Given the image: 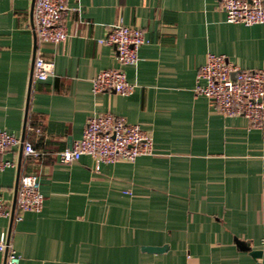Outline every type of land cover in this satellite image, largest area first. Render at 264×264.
Here are the masks:
<instances>
[{"label": "crops", "instance_id": "crops-1", "mask_svg": "<svg viewBox=\"0 0 264 264\" xmlns=\"http://www.w3.org/2000/svg\"><path fill=\"white\" fill-rule=\"evenodd\" d=\"M34 3L0 0V129L43 151L2 155L16 163L0 170L13 210L21 173H36L45 196L20 221L0 215V239L20 264H264V130L195 92L209 53L264 68V23H231L218 0H67L68 37L39 45ZM120 21L146 37L126 66L135 90L94 93L92 78L117 66V49L100 39ZM37 46L55 62L46 80L33 79ZM106 112L151 133L152 154L60 161Z\"/></svg>", "mask_w": 264, "mask_h": 264}, {"label": "built area", "instance_id": "built-area-1", "mask_svg": "<svg viewBox=\"0 0 264 264\" xmlns=\"http://www.w3.org/2000/svg\"><path fill=\"white\" fill-rule=\"evenodd\" d=\"M231 23L253 25L264 23V0H218ZM67 0H35L34 31L37 43H60L69 33L63 23ZM146 42L144 31L123 22L109 27L100 43L117 49V66L100 71L92 78L94 93L116 91L130 95L136 85L128 80L126 66L137 65L140 47ZM55 62L45 59L37 46L33 67L34 80H46L54 72ZM197 95L207 97L210 104L225 116H244L250 125L264 130V68L245 69L224 54L209 53L207 62L199 69ZM34 130L27 123V131ZM40 131V129H36ZM22 145L25 157L40 158L43 151L27 139L0 129V170L15 166L13 160L2 155ZM153 136L140 125L132 124L125 117L106 112L88 118L83 136L71 149L60 151L59 159L70 163L84 154L91 155L97 167L102 162L134 161L140 155L152 154ZM45 203L41 182L36 173H21L16 209L0 197V215L23 219L24 212H40ZM0 253L6 254V264H20L21 257L13 244L0 239Z\"/></svg>", "mask_w": 264, "mask_h": 264}, {"label": "water", "instance_id": "water-1", "mask_svg": "<svg viewBox=\"0 0 264 264\" xmlns=\"http://www.w3.org/2000/svg\"><path fill=\"white\" fill-rule=\"evenodd\" d=\"M23 138H24V136L22 137V139H23ZM240 244H241V246H242L243 248H246V249L248 248L244 242L240 241ZM149 250H161V249L150 248ZM252 253H253V255L256 256V257L261 256V254H262L261 251H259V250H253Z\"/></svg>", "mask_w": 264, "mask_h": 264}]
</instances>
